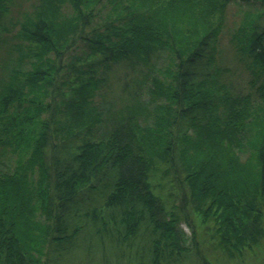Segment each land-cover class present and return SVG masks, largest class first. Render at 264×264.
<instances>
[{
	"label": "trees",
	"instance_id": "obj_1",
	"mask_svg": "<svg viewBox=\"0 0 264 264\" xmlns=\"http://www.w3.org/2000/svg\"><path fill=\"white\" fill-rule=\"evenodd\" d=\"M230 2L247 89L218 63ZM263 19L264 0H34L0 21V264H190L184 203L218 256L191 234L200 264L259 244Z\"/></svg>",
	"mask_w": 264,
	"mask_h": 264
},
{
	"label": "rangeland",
	"instance_id": "obj_2",
	"mask_svg": "<svg viewBox=\"0 0 264 264\" xmlns=\"http://www.w3.org/2000/svg\"><path fill=\"white\" fill-rule=\"evenodd\" d=\"M33 1L34 0H14V3L10 5L8 15L5 16L0 15V21L4 20V18L7 17L13 18L17 16L19 12L22 11L23 9L30 8ZM244 6H246L245 3L239 5L238 2H230L226 8V21L222 30L218 35V44H219L218 63L220 66H224L227 70L226 81H229L232 84L234 83V85L235 84L238 85L239 88L247 89L248 86L247 81L251 78L252 74L244 66L243 61L239 59V54L236 52L230 40V34L235 29L237 24H239L240 18L242 16V11L240 8ZM250 9L253 10L252 8ZM253 11H257V9ZM14 30L15 27H11V31L6 33L4 32L3 36L9 40L10 33ZM2 51L3 48L0 47V54L2 53ZM160 55L164 56L165 51L162 50ZM115 68L116 70L111 73L114 79L121 71V68L119 67H115ZM113 78L109 79V82L113 85L108 89V93H107L108 95L105 98L106 100L98 103V105L101 106L100 107L101 109L107 107L108 104H110L111 102L110 97L115 98L118 96L121 99L123 98L122 89L120 88L122 82H120L119 80L115 82ZM145 83L148 84L147 82ZM145 89L146 87L144 86L142 89L143 91L140 92L141 101H147L150 98V95L145 91ZM98 101H100V98ZM128 101L129 100L127 101L117 100L116 105L113 104V107L119 108L120 106H124V104H127ZM148 108L151 107L149 106ZM139 119L140 120H138V122L140 123L141 126L145 124L143 119L141 118ZM149 119L150 118H148V123L151 122V120ZM9 163L11 166L13 165V161L10 160ZM179 202L180 201L178 198L174 200L175 204H178ZM183 209L187 215L189 222L191 223V226H187V224L182 220L180 224L181 227L184 229L185 233L188 234L189 239L187 243L193 248L192 254L190 256L191 259L190 264H200L196 254V247L193 246L191 234H197L196 238L199 240L198 247L200 251H202L208 258L212 260L214 258H218L215 249L208 250L209 248L208 243L201 242L203 239L202 234H204L203 229L205 228V226L201 224V218L198 217L200 215H197L192 210L189 204L184 203ZM35 221H37L38 223L46 222V218L37 210L35 213ZM39 258L40 259L43 258V253L39 254ZM218 262H219L218 264H264V237L260 240L259 244L253 245L252 247L245 249L241 255H237L234 258H227L225 255H221L219 256Z\"/></svg>",
	"mask_w": 264,
	"mask_h": 264
}]
</instances>
